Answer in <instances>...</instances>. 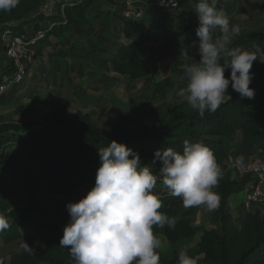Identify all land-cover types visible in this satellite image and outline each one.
<instances>
[{"label": "trees", "instance_id": "obj_1", "mask_svg": "<svg viewBox=\"0 0 264 264\" xmlns=\"http://www.w3.org/2000/svg\"><path fill=\"white\" fill-rule=\"evenodd\" d=\"M47 1L20 0L11 11H0V31L11 29L32 36L47 28L45 37L54 34L62 38L71 32L69 37L75 34L77 38L79 27L93 26L92 15L97 12L98 1L102 11L99 17H105L118 6L124 9V0H55L53 11H43ZM106 4L110 10H104ZM159 12L172 11L150 9L144 17ZM124 18L122 24L126 32L137 27L142 19ZM154 28L151 26L147 31L153 33ZM219 35L217 29L215 36ZM45 37L36 44L37 57L44 53ZM195 40L198 38L194 33L191 41ZM249 43L260 46L264 54V28L251 35L241 31L231 47L241 48ZM94 46L99 50L97 45ZM0 52L5 53V46L0 45ZM141 54L139 44L122 43L110 61L119 73L133 80L149 78L154 74L156 64H143L139 60ZM198 58L200 60V53ZM11 65L3 69L0 65V70L13 73L14 65ZM252 65L260 68L263 63L256 59ZM250 72L253 73L252 68ZM230 73V68L225 70L226 76ZM169 82V78L161 82L164 93ZM249 87L252 88V80ZM229 89L231 99H226L215 112L206 110L203 116L187 102H181L176 109L157 108L154 111L157 128L141 117L124 116L108 132L93 121L91 114L83 110L70 111L62 105L53 108L41 121L12 117L0 122V216L11 219L9 228L0 232V239L11 244L22 239L26 229L39 238L37 246L18 255L14 264H67L74 261L69 249L60 246L64 226L70 220L67 204L86 196L79 191L80 182L87 174L84 159L88 158L97 171L98 148L106 147L112 140L125 144L139 155H149L166 147L182 153L185 141L204 144L208 138L215 137L208 147L220 166L225 160L236 162L241 154L256 156L264 145V88L260 95L255 93L251 99L241 98L231 83ZM16 145L20 146L19 151L10 150ZM236 146L239 152L232 155ZM36 162L40 167L34 166ZM8 169L14 172L13 181L6 174ZM222 170L223 177L217 186L220 204L211 217L215 227L202 229L194 248L186 245L185 241L197 235L201 228L187 216L195 214L198 207L185 210L180 197H159L162 200L159 211L174 217L176 225L175 228L166 225L162 229L154 226V234H164L171 244L187 248L188 255L196 260V264H264V214L259 209H249L238 224L228 210L233 195L245 188L253 174L250 172L239 180L232 177L230 170ZM44 181L48 183L47 199H42L39 194ZM17 196L23 208L17 207L20 200L12 205ZM179 253L177 250L173 253L161 251L160 264H179ZM0 259L6 264L5 254L0 253Z\"/></svg>", "mask_w": 264, "mask_h": 264}, {"label": "rangeland", "instance_id": "obj_2", "mask_svg": "<svg viewBox=\"0 0 264 264\" xmlns=\"http://www.w3.org/2000/svg\"><path fill=\"white\" fill-rule=\"evenodd\" d=\"M198 2L199 0H180L177 11L149 14L139 20L137 27L126 32L122 24L125 21V10L120 6L110 10L106 4L104 10H110L109 14L99 17V12L102 11L98 1L97 12L92 15L95 21L93 26L79 27L77 38L75 34L70 38L71 32L65 33L62 38L45 37L44 53L29 67L21 85L0 95V122L12 117L24 121H41L53 108L62 105L70 111L83 110L91 114L93 121L105 127L108 132L111 131L113 124L124 116L141 117V120L157 128L158 123L154 117L157 108L176 109L180 107L181 102H186L177 95V92L187 84L184 66L199 61L198 40L191 41V36L196 34V28L199 26V17L196 13ZM216 8L229 18L230 24H238L245 35H251L264 28V0H217ZM43 23L46 26L45 21ZM151 26H155L153 33L147 31ZM14 32L18 33L17 30ZM236 38L234 37L233 42ZM122 43L139 44L142 49L139 60L145 65L155 63L154 74L149 78L133 80L119 73L110 58ZM94 44L99 50H96ZM241 49L254 54L263 63L260 68L252 65V88L260 95L264 88L263 51L260 46L252 43L244 45ZM0 65L2 69L8 65L12 66L6 54L2 52ZM2 71L0 70V74L3 80L9 74ZM165 78H169L170 82L164 93L161 82ZM227 91L231 95L229 88ZM240 138L241 134L238 146ZM215 139L208 138L204 145L210 146ZM238 146L231 152L232 155L239 152ZM19 148L20 146L16 145L10 150L19 151ZM139 157L142 165H150L152 168L160 163L158 160L153 163L152 153ZM256 157L264 158V145L256 156L241 154L236 162L225 160L221 168L230 170L233 178L242 180L250 173L249 164ZM84 165L87 174L80 182L79 191L87 195L95 184L96 170L88 158L84 159ZM34 166L40 167V164L36 162ZM6 174L9 180L13 181L14 172L8 169ZM253 181L254 177L251 176L245 188L234 194L229 203L228 210L238 224L248 210L243 202L250 188L249 184ZM213 191L219 194L217 186ZM153 192L158 197L169 196L163 186ZM48 193V183L44 181L39 194L42 199H47ZM18 200L20 198L17 196L13 199L12 205L19 202ZM17 207L23 208L22 202ZM252 209H259L264 214V200L255 204ZM214 211L208 210L206 206H200L195 214L187 216L201 228L197 235L185 241L190 248L195 247L202 229L215 227L211 220ZM7 220L11 221L10 218ZM24 231L26 233L22 239L0 246V253L7 256L8 264H14V259L25 251L21 247L23 243H27L29 250H33L39 243V238L31 230ZM158 237L165 245L163 250L168 253L184 248L182 245L171 244L164 234L160 233ZM67 264L75 262L68 261Z\"/></svg>", "mask_w": 264, "mask_h": 264}, {"label": "clouds", "instance_id": "obj_3", "mask_svg": "<svg viewBox=\"0 0 264 264\" xmlns=\"http://www.w3.org/2000/svg\"><path fill=\"white\" fill-rule=\"evenodd\" d=\"M20 0H0V11H11ZM217 0H199L196 28L200 60L184 66L185 87L177 95L203 116L215 112L226 99L229 84L241 98H254L249 85L257 56L240 47H231L241 28L216 8ZM219 29L220 35L215 36ZM223 60V63L221 61ZM231 70L225 76V70ZM99 167L95 184L87 195L67 204L70 220L64 226L60 246L69 249L75 264H160L165 245L154 234V226L175 228L176 219L159 211L162 200L153 192L157 175L142 165L139 154L112 140L98 148ZM160 161L162 185L168 195L180 197L185 208L219 207L220 196L213 189L223 170L213 151L200 142H184L183 152L172 147L157 149L153 163ZM9 228L0 216V232ZM28 251L27 243L21 245ZM179 264H196L187 248L179 253ZM0 264H4L0 259Z\"/></svg>", "mask_w": 264, "mask_h": 264}, {"label": "built area", "instance_id": "obj_4", "mask_svg": "<svg viewBox=\"0 0 264 264\" xmlns=\"http://www.w3.org/2000/svg\"><path fill=\"white\" fill-rule=\"evenodd\" d=\"M50 1L52 3H50ZM55 0H48L43 7V11H53ZM180 6V0H124L125 17L129 19L143 18L150 9H166L169 11H177ZM64 7V6H63ZM46 29L38 30L32 36H26L15 33L11 29L0 31V45L5 46V54L10 62L14 65V72L5 76L0 83V95L21 85L24 81L28 69L35 63L37 59L36 44L44 38L47 33ZM161 162L152 168L154 174L157 175V185L153 189L162 185V173L160 168ZM249 172L254 176V181L249 184L245 200L243 202L245 208L252 209L255 204L264 200V159L261 157L254 158L249 164Z\"/></svg>", "mask_w": 264, "mask_h": 264}, {"label": "crops", "instance_id": "obj_5", "mask_svg": "<svg viewBox=\"0 0 264 264\" xmlns=\"http://www.w3.org/2000/svg\"><path fill=\"white\" fill-rule=\"evenodd\" d=\"M50 37H52V39H53V38H57V36L54 35V34L50 35ZM17 87H18V86H17ZM2 244H6V243H4V241H3L2 239H0V246H1ZM6 264H8V258H7V256H6Z\"/></svg>", "mask_w": 264, "mask_h": 264}]
</instances>
